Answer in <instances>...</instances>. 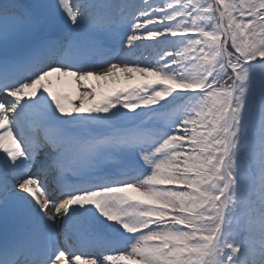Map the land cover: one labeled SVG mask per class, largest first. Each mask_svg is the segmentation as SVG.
<instances>
[{
  "label": "snow or ice",
  "instance_id": "obj_1",
  "mask_svg": "<svg viewBox=\"0 0 264 264\" xmlns=\"http://www.w3.org/2000/svg\"><path fill=\"white\" fill-rule=\"evenodd\" d=\"M0 154V264H264V0H0Z\"/></svg>",
  "mask_w": 264,
  "mask_h": 264
},
{
  "label": "bare ground",
  "instance_id": "obj_2",
  "mask_svg": "<svg viewBox=\"0 0 264 264\" xmlns=\"http://www.w3.org/2000/svg\"><path fill=\"white\" fill-rule=\"evenodd\" d=\"M93 83H95V81H93ZM63 90L71 93V95L73 96L74 102L79 105L80 103V97L78 95V92L73 88V86L71 84H67L65 86H63ZM2 155V154H0Z\"/></svg>",
  "mask_w": 264,
  "mask_h": 264
},
{
  "label": "rangeland",
  "instance_id": "obj_3",
  "mask_svg": "<svg viewBox=\"0 0 264 264\" xmlns=\"http://www.w3.org/2000/svg\"><path fill=\"white\" fill-rule=\"evenodd\" d=\"M91 99V98H90Z\"/></svg>",
  "mask_w": 264,
  "mask_h": 264
}]
</instances>
